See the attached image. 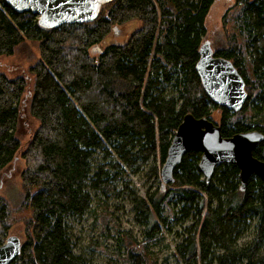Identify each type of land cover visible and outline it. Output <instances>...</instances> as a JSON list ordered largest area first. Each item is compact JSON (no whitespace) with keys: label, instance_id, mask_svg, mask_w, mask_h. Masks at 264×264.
<instances>
[{"label":"trees","instance_id":"obj_1","mask_svg":"<svg viewBox=\"0 0 264 264\" xmlns=\"http://www.w3.org/2000/svg\"><path fill=\"white\" fill-rule=\"evenodd\" d=\"M216 1L108 0L92 23L52 28L0 0V56H12L26 40L39 43L41 55L30 68L29 112L38 127L23 153L21 174L22 207H29L31 216L26 241L11 264H86L73 252L69 220L91 210V190L121 178V165L137 172L159 160L151 174L160 176L186 114L214 121L224 137L264 134V0H236L235 10L224 18L230 26L227 43L214 51L244 78L248 98L240 112L214 104L197 72ZM136 19L141 27L126 43L92 53L114 26ZM26 87L23 77L10 79L0 72V172L21 148L17 134ZM217 110L219 122L213 119ZM98 152L104 160L95 166ZM253 154L264 161V142ZM200 157L186 154L164 190L145 197L132 190L144 240L161 243L163 231L191 219L176 246L180 264H264V182L252 176L242 191L238 167L224 164L207 183ZM9 217L0 197V245ZM249 231L252 240L238 245ZM119 247L127 252V264H155L130 236Z\"/></svg>","mask_w":264,"mask_h":264},{"label":"rangeland","instance_id":"obj_2","mask_svg":"<svg viewBox=\"0 0 264 264\" xmlns=\"http://www.w3.org/2000/svg\"><path fill=\"white\" fill-rule=\"evenodd\" d=\"M236 8V0H217L207 19V35L205 44L214 51L226 45L230 26H225L224 18ZM141 27L139 20H132L126 24L114 26L110 34L100 44V49L110 45H122L131 35ZM98 49L92 53H98ZM39 43L26 40L12 56H0V72L10 79L23 77L27 87L20 104V124L18 138L21 148L13 162L0 172V197L5 200L10 211L8 233L5 239L17 236L22 242L26 241L28 222L31 216L29 207H22L25 191L21 174L26 168L23 153L38 127V122L30 115L29 104L33 96L34 77L30 68L40 59ZM220 111L213 112V119L220 121ZM104 154L98 152L93 160L95 166L102 163ZM158 162L151 161L149 165L137 172H133L124 165L119 169V179L110 180L103 190H91V210L81 219H70L71 236L74 254L85 258L86 264H127V252L119 247L122 238L131 237L137 247L145 248L155 264H163L167 259L169 264H180L176 255V246L183 239L186 228L193 224V220L175 223L171 232L163 231L161 243L154 244L143 238V227L135 220L132 190L141 197L147 192H153L161 187L162 178L152 176L151 169ZM123 170V171H121ZM96 171V170H95ZM115 173V172H113ZM169 187V186H168ZM167 188V187H166ZM1 228V225H0ZM253 238V231L247 232L238 245H244Z\"/></svg>","mask_w":264,"mask_h":264},{"label":"water","instance_id":"obj_3","mask_svg":"<svg viewBox=\"0 0 264 264\" xmlns=\"http://www.w3.org/2000/svg\"><path fill=\"white\" fill-rule=\"evenodd\" d=\"M105 1L108 0H5L15 12H31L39 18L41 26L52 28L92 23L100 4ZM197 72L214 104L233 112L244 108L248 98L244 78L230 60L215 56L208 44L204 43L200 48ZM263 142L264 134L257 130L224 137L221 126L214 121L188 113L168 149L160 174L161 187L164 190L174 182V173L186 154L197 152L201 153L198 167L207 183L211 182L217 167L232 164L240 171L241 190L244 191L252 176L264 182V161L253 154ZM21 245L17 236L9 237L0 245V264H11L20 255Z\"/></svg>","mask_w":264,"mask_h":264}]
</instances>
